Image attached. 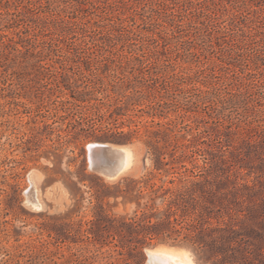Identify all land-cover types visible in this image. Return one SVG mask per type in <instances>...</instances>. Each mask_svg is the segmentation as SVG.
<instances>
[{"label": "rangeland", "instance_id": "374dc122", "mask_svg": "<svg viewBox=\"0 0 264 264\" xmlns=\"http://www.w3.org/2000/svg\"><path fill=\"white\" fill-rule=\"evenodd\" d=\"M98 141L136 144L127 173L89 168ZM149 251L264 264V0H0V264Z\"/></svg>", "mask_w": 264, "mask_h": 264}, {"label": "trees", "instance_id": "16d2710c", "mask_svg": "<svg viewBox=\"0 0 264 264\" xmlns=\"http://www.w3.org/2000/svg\"><path fill=\"white\" fill-rule=\"evenodd\" d=\"M58 80V84H64V86L70 90L71 92V96L76 98L77 100H83L84 96L86 95V90L84 88H82V84L83 83H79V79L75 78L74 75H71L69 73H67L66 71H63L60 73ZM113 90L115 93H117L118 95V99L120 101H122L124 103V105H119L114 107L113 109L110 110L109 116L107 118V126H109L110 124H117V116L122 114L120 113V110H122L123 108H129L130 105H133L136 103V99L135 96L136 95H143V91L140 90L139 88H137L136 83H133V81L131 80H127V81H123L122 83L115 82L113 85ZM161 107V104L158 105H153L152 109L154 111H158ZM118 126V125H116ZM102 130V129H100ZM164 132L166 130H163ZM161 131L159 130H150L148 132V136H149V140L148 142H152V141H156L158 140V134H160ZM97 139L99 140H104V141H108L110 140L109 137H107L106 135H101L98 136L97 135ZM159 163L156 164V168L160 169L162 168V166L164 165L163 161H158ZM127 225H132L131 222L126 223Z\"/></svg>", "mask_w": 264, "mask_h": 264}, {"label": "water", "instance_id": "95a60500", "mask_svg": "<svg viewBox=\"0 0 264 264\" xmlns=\"http://www.w3.org/2000/svg\"><path fill=\"white\" fill-rule=\"evenodd\" d=\"M126 147H137L134 143L114 144L109 142H92L88 145V164L89 168L103 176L109 181H114L127 173L129 170H123L118 166V160ZM35 194V188L29 189V199L34 201L32 195Z\"/></svg>", "mask_w": 264, "mask_h": 264}, {"label": "bare ground", "instance_id": "6f19581e", "mask_svg": "<svg viewBox=\"0 0 264 264\" xmlns=\"http://www.w3.org/2000/svg\"><path fill=\"white\" fill-rule=\"evenodd\" d=\"M134 160H135V153L133 148L126 147L124 148V152L118 160V166L121 167L123 170L124 167H126L127 169L130 165L132 166ZM34 195L35 194H33L32 196ZM148 255H149L148 261L150 264H195L194 261L186 252L177 254L173 252L149 251Z\"/></svg>", "mask_w": 264, "mask_h": 264}]
</instances>
